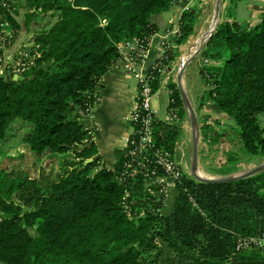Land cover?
Masks as SVG:
<instances>
[{
	"label": "trees",
	"instance_id": "16d2710c",
	"mask_svg": "<svg viewBox=\"0 0 264 264\" xmlns=\"http://www.w3.org/2000/svg\"><path fill=\"white\" fill-rule=\"evenodd\" d=\"M6 1L16 32L19 1L28 10L26 25L49 16L54 22L37 34L30 58L21 61L29 67L23 80L0 75V144L15 122L31 126L22 140L29 155L0 154V264H158L163 246L188 264H264L261 249L237 250L239 238L264 235V172L222 184L184 175L173 212H152L144 202L148 195L140 170L120 182L129 148L113 170L102 167L95 131L84 122L87 109L97 104L101 81L121 58L119 45L153 37L154 19L178 0ZM197 18L195 11L184 13L178 45L194 34ZM176 57L168 50L151 71L154 92L159 71ZM202 59L218 64L200 69L206 101L232 118L244 154L264 159V19L252 27L220 23ZM168 87L178 122L156 119L154 140L175 154L186 110L177 84ZM203 123L207 140V120ZM133 127L130 139L136 140L139 128ZM68 155L75 162H61L68 169L54 180L45 173L33 178L25 166L30 157L38 163ZM143 208L149 210L141 215Z\"/></svg>",
	"mask_w": 264,
	"mask_h": 264
},
{
	"label": "crops",
	"instance_id": "0c3cea01",
	"mask_svg": "<svg viewBox=\"0 0 264 264\" xmlns=\"http://www.w3.org/2000/svg\"><path fill=\"white\" fill-rule=\"evenodd\" d=\"M213 3H215L214 0H178L171 9L173 10L172 15L166 16L165 14H162L154 19V22L158 27V32L151 37L147 57L137 66L136 71L133 73H127L122 70L112 69L103 78L100 87L96 92L99 97V102L93 107V125L96 128L94 133V143L97 146L98 155L101 157L102 167H106L109 170H113L115 168L121 151L126 148V141L134 131L133 126L131 123L126 121V119L131 117L136 108L139 77L141 75L148 74L151 68L156 65L159 60L164 59L168 50H171L172 53L174 52L177 55L181 53L184 45H178L177 42L180 36L181 20L184 13L195 11L197 16H200V19H202V17L206 16ZM236 10L237 19L233 20L226 17L224 21H237L241 25L249 27L255 26L264 19V0H244L242 3L237 5ZM238 19H242L241 21L245 24L240 22ZM17 21L20 24L21 29L16 32L17 36L15 42L9 47L7 54L11 55L16 61L28 60L34 49L36 41L35 38L38 34L40 25L36 21L31 25L22 24L23 21L19 16L17 17ZM199 25L200 24H196L195 31H197ZM187 50H189V48ZM187 50L185 53H188ZM176 59L161 72L160 87L157 92H155V98L160 97L164 93L168 97L166 107L164 108V114L162 116L159 115V112L152 106L156 118L163 122H167L171 114V110L169 108L170 90L168 86L169 83L173 81L172 71ZM204 62L205 60L202 59L201 67L205 65ZM200 69L197 74L195 73V75L199 74V77L196 76L192 82V86L199 87L198 90L201 92V95H198L200 102L199 109L201 110L204 121L207 120V126L222 136V138L219 139L218 144H212L209 149L206 147L205 152L209 154L206 166L209 168H205L206 166H204L205 172L208 173L211 169L217 173L216 175L225 176V171L227 172L228 169L236 166V171H233V174L242 169L236 174L241 175L259 167L262 163H264V159L249 157L245 154L244 156L240 155L239 158L243 157V159L238 160L234 166L230 167L228 164V155L234 152L231 140L235 132L233 130L226 131L225 128L228 124H232L233 120L223 113L216 105L206 101L207 96L205 94L208 88L200 75ZM3 77L13 80L20 79L19 76L16 77L12 75L9 70L5 71ZM173 82L175 83V81ZM187 82L188 80L185 79V83L188 85ZM99 122L102 124L105 123L108 126V137L106 139H101V137H99L100 133H98L99 128L97 125ZM176 122H178V119ZM183 127L184 126L182 124V128ZM180 137L175 149L174 157L182 170H184L186 165L185 142L183 139H180ZM204 140L206 143H209L211 139L207 138V140ZM239 142L241 143L240 139ZM240 146L242 147V143ZM244 167H247L246 170H243L245 169ZM184 175H186L185 172ZM176 197L177 192H174V200L171 207L169 206L168 198V201L162 210L163 214L169 215L173 212Z\"/></svg>",
	"mask_w": 264,
	"mask_h": 264
},
{
	"label": "built area",
	"instance_id": "2783aa9c",
	"mask_svg": "<svg viewBox=\"0 0 264 264\" xmlns=\"http://www.w3.org/2000/svg\"><path fill=\"white\" fill-rule=\"evenodd\" d=\"M228 1L221 0V5L225 3V6H227ZM231 1L238 2L242 0ZM12 12L13 9L10 3L6 0H0V50L3 52V55L0 57V75L4 76L5 71L9 70L12 75L18 77L27 72L29 67L20 60L16 61L11 55L7 54L9 47L15 42L17 36L11 22L7 19L8 15ZM150 40L151 38L134 40L119 45L121 58L113 66V69L122 70L127 73L135 72L137 66L147 57ZM204 63L208 66L215 64L209 60H205ZM157 69L158 64L156 63L148 74L141 75L138 79L139 88L136 108L131 117L126 119V121L131 123L132 126L136 125L139 128V138L131 140L129 137L126 141V148H129V150L126 155L124 171L121 174L120 182L124 183L129 178H135L140 170L144 174V191L148 195L144 202L147 201V205L152 206V208H149L152 212L162 213L171 193L177 192L178 183L183 178L184 172L176 162L174 154L158 147L154 140V123L157 118L152 108V103L155 98L153 88L155 77L151 71L153 72ZM159 72L161 73L162 70ZM98 102L99 98H97ZM84 118L87 129H90V126L93 124V107L87 109ZM177 119V114L171 112L167 122L172 124ZM89 131H92V128ZM129 193V191L126 192L125 199H129ZM155 203H162V209H155ZM125 208L128 214L132 216L130 205L126 204ZM149 209H141V215H144L145 211ZM252 249L264 250V235L238 239V251Z\"/></svg>",
	"mask_w": 264,
	"mask_h": 264
},
{
	"label": "rangeland",
	"instance_id": "374dc122",
	"mask_svg": "<svg viewBox=\"0 0 264 264\" xmlns=\"http://www.w3.org/2000/svg\"><path fill=\"white\" fill-rule=\"evenodd\" d=\"M243 1L244 0L236 2V1L229 0L227 6H225V3H222L221 10H220V21H219V23H222L226 17L233 19V20L237 19L238 17L236 15V12H237L236 8H237V5L242 3ZM214 2L215 3H213L211 5V8L209 9L206 16L202 17V19H200V16H198L199 20L197 19V25L200 24L199 28H197V31H195L194 34L184 44V46L182 47L181 53H179V55H177V59H176V62L174 63L173 71H172L173 81H175V83H176L177 75L179 73V69L181 68L180 67V61H181L182 57L185 55V51L191 46V43L195 39L201 37V35L203 33L208 32L212 26V22H213V19L215 16V11H216V6H217V1L214 0ZM16 5L19 9V17L23 21L22 24H25L26 13L28 12V10L24 6L23 1L17 2ZM164 14L166 16L172 15L173 10H170L169 12H166ZM11 15H13V12L11 13ZM238 20L240 22H242L243 24H245L243 21H241L242 19H238ZM53 22H54V19L51 16L43 18V20H41V21L38 20L37 23H39V25H40L38 33H40V31L42 29L51 25ZM199 22H201V23H199ZM244 26H246V25H244ZM205 45H204V47H205ZM204 47L202 48V52H203ZM202 52L190 64H188L186 71H185V74H184V80H183L185 91H186V93H187V95L191 101V104L194 108V111L196 113L197 120H198V132H197L198 138H199L198 164H199V162H200V164L198 167L199 171L197 172V174L201 173L202 177L201 176L200 177L205 178V179H218V178L228 177L231 175L235 176L242 169L239 170L237 173H234V174H233V171L228 172V170L229 171L232 170L234 168L232 166H234L238 160L243 159V157H241V158H239V157H240V155L244 156V152L242 151V147L240 146L241 143L239 142V139L236 136V132L234 130L235 124L233 121H232V124H228V126H226V128H225L226 131L227 130H231V131L233 130L235 132V134H233V138L231 140L232 146L234 148V152L230 153L228 155V161H229L228 164L232 168L228 169L227 172L225 171V173H224V174H226L225 176H218V175H216L217 173L215 171H212L211 169H210V172H208V173L205 172V170H204V166H206V162L209 159V154L207 152H205L206 147H208V149H209L212 144H218L219 139H221L222 136H220V134L217 133L216 131L207 127L205 129V132H207V138H209L211 140L209 143H206V141L204 140L205 139L204 138V132L202 131L204 118L202 117L201 110L199 109L200 102H199V97H198L199 94L201 95V92L198 90L199 87L192 86L193 79L196 76L199 77V74L195 75V73L197 74V72L199 71V69L201 67ZM185 79L188 80V82H187L188 85L185 83ZM167 101H168V97L165 93L163 95H161L160 97H157L153 100L152 106L156 111L159 112V115H161V116L164 114V108L166 107ZM172 124H175V123H172ZM182 124L184 126L183 128H182ZM182 124H181L182 135H181L180 139H183L185 142V162H186V165H185V168L183 171L185 172V174L190 179H193L196 181V179L192 175L194 128L192 125L191 117L187 113V111H186V116L182 121ZM97 125L99 128L98 133H100L99 137H101V139H106L108 137V126L105 123L102 124L101 122H99ZM90 127L94 131H96V128L93 124ZM30 131H31V126L29 124L24 123L22 121L15 122L8 131L7 139L3 143L0 144V154L5 153L6 155L16 156L18 153H24L25 155H29L30 153H29L28 149H25L22 145V140L25 138V136ZM177 143H178V141H177ZM177 143H176V146H177ZM207 144H208V146H207ZM176 146H175V149H176ZM1 160L2 159H1V155H0V163H1ZM73 160L75 162V157L73 155H68L65 158L47 157V158L40 160L37 163L35 159L30 157V159L28 158V160L26 161L25 166L30 167L32 169V172H33L32 177L33 178H35V177L39 178L40 175L44 177V173H45V175L47 177H49L50 180H54L58 174H63L68 169L67 166L62 167L61 162L65 161V163L67 164L68 162H72ZM35 163H37V164H35ZM244 163H245V161H244ZM263 164L264 163H262L261 165H263ZM205 168H209V167L206 166ZM241 168H243V167H241ZM246 168L243 170H246ZM173 194H174V192H172L171 195L169 196V206L170 207L172 206V202L174 200ZM32 234H34V232H32ZM262 251H264V250H262ZM158 264H188V261L178 259L176 253L170 251L165 246H163V253L158 258Z\"/></svg>",
	"mask_w": 264,
	"mask_h": 264
},
{
	"label": "water",
	"instance_id": "95a60500",
	"mask_svg": "<svg viewBox=\"0 0 264 264\" xmlns=\"http://www.w3.org/2000/svg\"><path fill=\"white\" fill-rule=\"evenodd\" d=\"M220 10H221V0H217V6H216V11H215V16L212 22V26L214 27L210 33L209 39L207 40V42L210 40V38L212 37V35L214 34L217 26L220 24ZM206 42V43H207ZM205 43V44H206ZM204 44V45H205ZM204 45L202 46V48L204 47ZM202 48L196 52L194 55L190 56L188 61L186 63H183L182 67L179 69V73L177 75V79H176V84L181 96V99L184 103L185 109L187 111V113L190 115L191 117V121H192V125L194 128V132H193V156H192V175L194 176V178L196 179V181H198L199 183H204V184H222V183H232V182H236V181H240V180H244V179H248L251 177H254L258 174H261L264 172V164L251 170L248 171L246 173H243L241 175H231L228 177H223V178H218V179H205V178H200L197 174L198 172V157H199V138H198V134L196 135V132H198V120H197V116L196 113L194 111V108L191 104V101L185 91L184 88V74L186 71V68L188 66V64H190L201 52H202ZM21 80H23V76H19ZM17 80V79H15ZM78 112V111H77Z\"/></svg>",
	"mask_w": 264,
	"mask_h": 264
},
{
	"label": "bare ground",
	"instance_id": "6f19581e",
	"mask_svg": "<svg viewBox=\"0 0 264 264\" xmlns=\"http://www.w3.org/2000/svg\"><path fill=\"white\" fill-rule=\"evenodd\" d=\"M214 27L211 26L210 30L206 33H203L201 37L195 39L192 43L191 46L189 47L188 53L186 52L185 55L182 57L180 61V67H182L183 63H186L188 61V58L192 55H194L196 52H198L202 46L207 42L209 39L210 33ZM197 135V132H196ZM202 174L199 173L198 176L200 177ZM202 177V176H201ZM200 177V178H201ZM207 177V176H206Z\"/></svg>",
	"mask_w": 264,
	"mask_h": 264
}]
</instances>
